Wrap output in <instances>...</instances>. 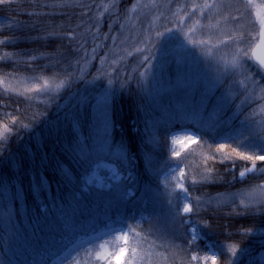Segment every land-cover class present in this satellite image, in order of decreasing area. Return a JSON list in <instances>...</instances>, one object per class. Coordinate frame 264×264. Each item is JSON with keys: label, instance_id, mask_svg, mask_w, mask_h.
Masks as SVG:
<instances>
[{"label": "trees", "instance_id": "16d2710c", "mask_svg": "<svg viewBox=\"0 0 264 264\" xmlns=\"http://www.w3.org/2000/svg\"><path fill=\"white\" fill-rule=\"evenodd\" d=\"M132 2L118 0L103 16V7L97 5L110 0L0 4V38H12L0 45V54L12 53L11 59L0 60V76L13 73L26 83L33 76L65 80L58 92L31 94V100L3 95L0 87V124L11 125L13 117L18 121L9 139L0 141V264L47 263L68 242L109 224L139 225L145 233L151 230L149 240L157 245L167 240L187 247L180 217L168 204L175 194L161 181L179 162L170 152L167 134L191 130L204 142L203 148L191 146L198 152H214L240 133L264 135V129L251 121L250 128L244 125L258 102H241L240 89L232 83L241 77L224 75L216 59L209 63L203 49L187 42L184 33L191 20L183 31L156 34L174 27L172 12L191 0H157L155 7L149 4L134 15L139 17L134 25L124 19ZM232 15L238 13L232 10ZM96 24L98 29L91 27ZM147 30L151 39L140 44ZM97 32L94 40L90 33ZM105 33L117 40L105 39ZM124 36L129 39L121 43ZM134 47L145 51L127 55ZM101 101L102 120L96 117ZM251 142L261 143L255 135ZM199 159L188 155L179 166L187 171L189 163ZM102 160L114 164L121 181L107 189L85 188L84 176ZM209 163L217 170L213 182L188 186L193 196L207 200L219 194L221 202L202 204L199 215L192 217L200 238L189 249V258L193 253L203 256L211 247L222 253L217 264L229 259L232 264H264V212L259 207L241 208L239 199H221L261 183L264 175L251 173L241 182L238 175L233 180V174L225 172V165ZM247 228L253 231L245 233ZM233 243L239 245L236 257L225 247Z\"/></svg>", "mask_w": 264, "mask_h": 264}, {"label": "snow or ice", "instance_id": "6c2138e0", "mask_svg": "<svg viewBox=\"0 0 264 264\" xmlns=\"http://www.w3.org/2000/svg\"><path fill=\"white\" fill-rule=\"evenodd\" d=\"M11 2V0H0V4ZM118 0H110V3L98 4L97 7H103V12L99 13L103 16L108 12L113 3ZM66 4L67 0H63ZM171 4L172 0H168ZM149 4L153 7L157 5V0H149ZM149 4H144L143 7H149ZM63 6V5H61ZM81 7H87L81 5ZM141 7V0H134L130 4L125 17V23L131 22L133 25L139 17L133 18V13H136ZM221 9H228L227 14H221ZM234 10L238 15H232ZM183 13L180 15V13ZM213 13L212 15H208ZM163 15V13H161ZM172 16L176 18L174 27H166L165 32L157 31V35H164L165 33H172L174 31H183L186 19L191 20V24L187 26V31L184 33L187 42L193 47H199L204 50V54L210 58L216 59L217 63L221 65V70L224 75H231L233 77H241L234 79L232 83L240 89L239 95L243 97L242 103L251 105L257 101L256 108L251 112L249 117H246L244 125L247 128L251 127L252 123L264 129V119L257 120L255 117L264 118V0H191L190 3L178 5L177 11L172 12ZM159 17H157L158 19ZM207 20V23L202 21ZM168 19V17H165ZM243 19L244 23H239ZM213 20L215 22L213 23ZM237 22L235 27L230 23ZM171 22V21H170ZM98 29L99 25H92ZM111 28V24L108 25ZM124 24L120 25L123 29ZM198 30L201 32L197 36ZM93 39H98L97 33H90ZM69 37L73 36L72 32L67 33ZM105 39H112L114 42L117 36L104 34ZM12 38L5 36L0 38V45H5ZM128 36H124L121 43L128 40ZM151 39V30H147L144 39L140 40V44H144ZM100 47V45H96ZM222 49L227 51L221 52ZM79 51V49H77ZM95 52V48L92 49ZM145 51L142 47H134L132 51H128L127 55H133V52ZM88 52L85 51V57ZM12 53L3 52L0 54V60L11 59ZM29 59H34L30 57ZM145 60L148 57H144ZM65 84V80L57 82L56 77L33 76L25 79L13 73H5L0 76V87L3 88V95L14 93L18 96H24L25 99H33L31 94H49L58 92ZM23 86V87H21ZM7 115V114H6ZM18 123L15 117L12 118L11 125L8 123L0 124V141H7L13 133V125ZM21 127L27 128V124H21ZM255 135L261 141L256 145L251 142V137ZM231 143L220 144L215 151H200L190 147L192 144H199L203 148L204 142L198 140L192 134H185L183 137L173 136L170 151L173 158L178 159L175 168L170 169L171 180L170 183L174 185L172 193L175 195L169 199L168 204L175 209V216L180 217L179 224L188 236L186 240L187 247L181 244L169 243L164 240L157 245L154 240H149L148 233L143 230H138L139 225H126L120 230L123 239L124 247H120L114 253L116 257V264H205L211 261V264H217V257L222 253L210 252L204 256L198 253H193L189 258V249L192 248L197 239L198 228L191 226L190 221L194 215H199L201 205L204 203L211 204L213 201L221 202L220 195L209 196L207 200L203 195L193 196L190 191L189 184L192 186L204 185L213 182L214 173L217 171L210 165L211 162H218L225 165V172L232 173V179H237V175L241 182L251 173L264 175V135L259 133L249 132L248 135L240 133L237 136L230 137ZM180 148L177 150L176 145ZM228 149L227 151L225 149ZM185 153L183 156L181 153ZM188 155L198 156L199 160H193L187 166V171L179 167L187 159ZM237 169L238 172H237ZM239 199V206L245 210L253 207H259V210L264 212V181L255 184L247 189L241 190L238 193H232L229 200L235 203ZM175 200V203H173ZM195 201V203H192ZM240 215L241 213H237ZM188 226V227H186ZM207 227V222L204 224ZM245 233L253 231L252 228L243 230ZM146 245V247H145ZM104 244L99 245L97 249H88L84 264H94V261H105L108 256L113 253H105L103 251ZM231 257H236L239 245L228 244L225 246ZM160 248L166 251H154ZM242 251V250H241ZM93 253H95L93 255ZM69 264H81L76 257L73 258ZM111 264V261L108 262ZM227 264H232V259L227 261Z\"/></svg>", "mask_w": 264, "mask_h": 264}, {"label": "rangeland", "instance_id": "374dc122", "mask_svg": "<svg viewBox=\"0 0 264 264\" xmlns=\"http://www.w3.org/2000/svg\"><path fill=\"white\" fill-rule=\"evenodd\" d=\"M144 4H149V0H141V7L138 9V11L143 8ZM136 13L132 14L133 18L136 16ZM127 14H128V12L125 14V17ZM125 17H124V19H125ZM230 23L232 24L233 27H235V24L237 22H230ZM240 23H244V22H240ZM138 25H139V23H138ZM116 30L117 29H114V32ZM101 51L104 52V54H105L104 48H102ZM209 60H211L209 63L214 64V62H215V64H217V66L221 70V65L218 64L216 60L214 62L212 61V58H209ZM157 70H158V68H157ZM155 71L154 70L150 71V75H153V73ZM211 83H215V79H213L211 81ZM209 87L212 88L211 85H209ZM96 110H97L96 111V117L98 119L102 120L104 117V114H105L103 101L97 103ZM185 134H192L193 136H195L197 138L196 134H194L191 130H188V129L172 131V132L168 133L166 136V138L168 139V142H169V149L172 146L171 141H172L173 136L183 137ZM192 145H190V147ZM176 148H177V150H179L180 145L177 144ZM175 167L176 166H173L170 169L175 168ZM170 169L161 176V181H162V185L164 187L172 189L174 187V185L170 183V180H171ZM121 178H122V176L117 172V169L115 168L114 164L108 163V162L102 160V161H99L98 163H96L90 169V171L84 176L83 184H84L85 188L86 187H96L99 189H107L110 187L111 184L120 182ZM221 199L226 200V201H231V200H229V196L223 197V198L221 197ZM190 225L196 226L198 228V225L195 222H193L192 219L190 221ZM122 228H124V227L121 225L109 224L107 227H104V229H102V230H100L94 234H91L88 236L78 237L77 239H75L71 242H68L65 245V248L63 249V251L60 254H58L56 257H53L52 259L47 260V263L43 262L40 264H69V262L72 261L74 257L79 259L81 264H84L85 260L88 259V257L86 256L87 250L88 249H97L99 247V245H101V244H104V246H105L103 249V251L105 253H113V255L108 256L107 260H105V261H94V264H108L109 261H111V264H116V257L114 255V253L116 251H118V249L120 247H124L123 239H122L121 233H120V230ZM196 235H197V239H199L200 238L199 228H198V232ZM197 239H196V241H197ZM213 251L214 250L211 247H209L205 254H208V253L213 252ZM94 254L95 253H93V255ZM205 264H211V261H207V262H205Z\"/></svg>", "mask_w": 264, "mask_h": 264}]
</instances>
